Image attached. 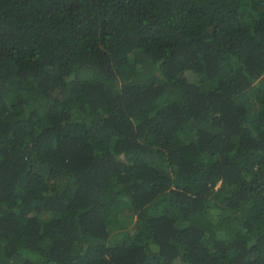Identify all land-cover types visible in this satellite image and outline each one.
<instances>
[{
  "label": "trees",
  "instance_id": "16d2710c",
  "mask_svg": "<svg viewBox=\"0 0 264 264\" xmlns=\"http://www.w3.org/2000/svg\"><path fill=\"white\" fill-rule=\"evenodd\" d=\"M0 264H264V0H0Z\"/></svg>",
  "mask_w": 264,
  "mask_h": 264
}]
</instances>
